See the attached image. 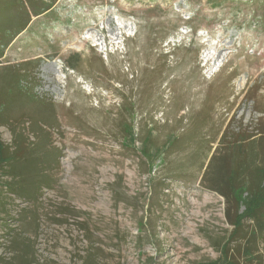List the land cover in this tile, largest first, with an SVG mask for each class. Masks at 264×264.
Here are the masks:
<instances>
[{"label":"rangeland","instance_id":"374dc122","mask_svg":"<svg viewBox=\"0 0 264 264\" xmlns=\"http://www.w3.org/2000/svg\"><path fill=\"white\" fill-rule=\"evenodd\" d=\"M24 10L0 4V141L30 157L0 165V264H264L256 222L235 232L229 221L245 208L235 203L244 185L229 202L202 180L224 128L222 144L240 150L223 172L242 153L264 166V0ZM38 170L50 180L18 196L17 185L31 187L15 172Z\"/></svg>","mask_w":264,"mask_h":264},{"label":"trees","instance_id":"16d2710c","mask_svg":"<svg viewBox=\"0 0 264 264\" xmlns=\"http://www.w3.org/2000/svg\"><path fill=\"white\" fill-rule=\"evenodd\" d=\"M5 1L3 0L2 2H0V4L5 3ZM7 1L9 4L16 2V5L21 7L22 9L24 8L25 12H27L29 7H31L32 13L35 15H38V14L48 10L56 0H48V2L46 4L43 3V5H40L38 7L35 6L36 0H14V1L13 0H11V1L7 0ZM28 20H29L28 18H27V20H24V21H22L21 19L19 20V21H21L17 25V27L19 29L13 34V36L18 34L19 32H21L27 26ZM4 27H5V24H4V26L0 27V37H2V35L4 34V29H5ZM6 44H5V46H6ZM1 45L3 47V43H1ZM10 68H11L10 70H12V72H7L8 75L12 78V81L16 79L20 83V81L23 80V78L21 76L24 73V68L22 66L21 67L20 66H18V67L13 66ZM0 74H1V72H0ZM3 80H1V82H3ZM0 85H2V84H0ZM126 86L128 88V85H126ZM130 87L132 88V85H130ZM137 97H138V94H137ZM126 99L128 101H131L128 98H126ZM127 100L125 102H127ZM126 104H131V103L128 102ZM179 108L180 107H178L176 111H178ZM125 111H126V106H125ZM126 113H127V111H126ZM206 113H207L206 111L201 110L199 112L194 113L193 117L197 118V120H200L199 122L202 124V122H203L202 119L209 118L208 114H206ZM141 114L143 116H146V115H149L151 113L147 110V112H141ZM142 115H141V117H142ZM149 118L151 120L153 119L152 116H149ZM178 119H180V118H178ZM148 124H149V122L146 121V123L144 124L145 127H148ZM223 125H224L223 123L219 124L217 129H220V130L223 129ZM258 132L260 133V137H262L260 147H263L264 146V137H263L264 136V127L261 128L260 131H258ZM225 133H226V130L224 128V130L222 131V134L219 138V141L221 139H223V141H224V139L226 138ZM214 136H217V133ZM176 137L178 138V136H176ZM177 138H175V139L177 140ZM170 139H172V142L166 143V145H168V146H170V148H172V144H174L175 140H174V138H170ZM207 139H209V138H207ZM213 139H214V137H213ZM223 141L220 143L218 142V145H220L219 148H217V149L215 148L214 152L211 154V157H210L207 165L205 166V170L203 173L204 176L202 175L203 176L202 180L208 184L209 188L213 189L214 191H216L219 194H221L222 196H224L225 199L229 202L232 199H234L232 197L231 192H234L235 190H240L241 189L240 187L244 185V187L246 188V191H245L246 197L243 198V200H238V201L235 199V201H236L235 203L238 206L240 205L241 202L245 203V208L241 212L237 213L235 218L230 219L229 221L234 226V228H236L240 225V222H241L240 220H242V219L247 218L249 220L255 221L256 227L254 229V232L251 233V238L253 239L257 234L259 235L260 232H261L260 235L264 236V214H263V209H264V166L258 165V166H254L253 168H249L248 166L245 165V163H243V161L245 159L242 157L243 156V153H242V155H239V158L236 162V165L234 167L233 172H231V175L229 173L230 172L229 170H226V172H223V170H225L227 168L229 169L230 163L228 160H229L231 153H234V152L237 153L240 150L238 148L239 146L230 147V146H227L225 144H222ZM212 143H213V141L207 140V145L208 144L212 145ZM233 144H234L233 142L230 143V145H233ZM175 145H177V142L174 144V146ZM226 146H227V150L226 149L222 150V153H220L219 151L222 149V147H226ZM18 147H19L20 151H23L24 149L27 148V146L24 145V140L20 141ZM253 148H254V146H253ZM8 149H9V151L5 153L4 144L0 141V152H2L0 155V165L3 163L6 164V163H10V162H17L18 160H19V162L23 163L24 160H25L24 162H27L30 158V157L29 158H27V157L23 158V155L20 152H18V150L13 151V150H10V148H8ZM234 149H236V150H234ZM210 150H211V147L209 146L208 150H207V154L209 153ZM231 150H233V151H231ZM205 154H206V152H205ZM214 158L215 159L217 158L219 160V163L218 164L216 163V165L214 167H212L211 162ZM204 160L205 159L199 160L198 164L199 165L201 164V166H202L205 162ZM211 167H212V175L208 176V172H209ZM200 169H202V167H200ZM39 171L40 170H38L36 173L35 172L34 173L27 172V173H29L28 175L24 174V172L19 173V174L17 172H15L16 175L13 176L14 178L20 177L21 180H23L24 182L25 181L29 182L30 187H31V189L27 190L26 187H24V186L20 187V185H17L16 186V189H17L16 192L18 193V196H20V197L29 196L30 197L29 194L32 193V191L36 189L38 182L44 183V182H48L50 180V177L48 174H46V173L42 174ZM173 173H175V172H173ZM164 178H167V177H164ZM182 182H184V181H182ZM26 190L29 192H27ZM240 194H241V192H240ZM236 231H237V228L235 229V232ZM222 264H236V263H233L229 259H226L224 261V263H222Z\"/></svg>","mask_w":264,"mask_h":264},{"label":"built area","instance_id":"2783aa9c","mask_svg":"<svg viewBox=\"0 0 264 264\" xmlns=\"http://www.w3.org/2000/svg\"><path fill=\"white\" fill-rule=\"evenodd\" d=\"M123 43L121 42V45H122ZM122 48H123V45H122Z\"/></svg>","mask_w":264,"mask_h":264},{"label":"bare ground","instance_id":"6f19581e","mask_svg":"<svg viewBox=\"0 0 264 264\" xmlns=\"http://www.w3.org/2000/svg\"><path fill=\"white\" fill-rule=\"evenodd\" d=\"M235 30V29H234ZM96 42V41H95Z\"/></svg>","mask_w":264,"mask_h":264}]
</instances>
